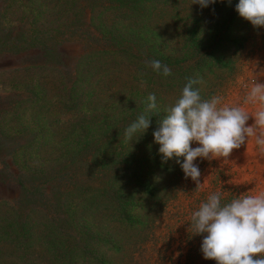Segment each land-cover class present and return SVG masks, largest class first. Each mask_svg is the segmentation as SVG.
<instances>
[{
	"label": "trees",
	"instance_id": "16d2710c",
	"mask_svg": "<svg viewBox=\"0 0 264 264\" xmlns=\"http://www.w3.org/2000/svg\"><path fill=\"white\" fill-rule=\"evenodd\" d=\"M42 1L5 0L0 4V50L58 55L55 48L63 44L58 37L68 27L35 32L43 25L38 24L40 7L50 6ZM75 1L58 0L49 12L56 6L71 11L70 37L79 40L83 50L72 74L62 71L58 91L51 94L42 86L40 74L32 81L26 78L16 110L0 116V264H75L76 248L71 247L78 243L71 246V241L77 236L81 244L88 209L104 213L115 206L111 211L120 208L122 215L130 216L132 141L125 140L124 131L144 113L150 90L132 100V89L130 95L113 92L106 80L110 70H119L124 62L131 71L133 67L142 74L140 79L147 87L152 84L147 75L156 76L157 82L164 76L148 67L146 60H160L172 73L177 70V58L165 54L158 31L151 36L137 31V39L132 36V25H127V16L108 24L103 22L104 14H95L94 8L110 2L109 9L121 5L149 20L163 0ZM20 19L31 25L19 28ZM139 20L143 22V18ZM132 40L144 46L139 55L132 54ZM20 108L24 117L12 128ZM56 249L61 250L64 261L51 255L50 250L55 254Z\"/></svg>",
	"mask_w": 264,
	"mask_h": 264
},
{
	"label": "rangeland",
	"instance_id": "374dc122",
	"mask_svg": "<svg viewBox=\"0 0 264 264\" xmlns=\"http://www.w3.org/2000/svg\"><path fill=\"white\" fill-rule=\"evenodd\" d=\"M4 1L0 0V4ZM56 1H42L44 5L50 3V6L40 7L41 21L38 24L43 25L35 32L48 27L59 26L62 30L68 27L58 37L63 41L59 50L55 48L58 55L46 57L38 50H0V116L8 115L10 109L16 110L17 100L24 93L26 78L32 81L40 74L42 86L50 94L56 93L61 83L60 73L71 71L72 74L76 59L83 53L80 41L70 37L71 11L56 6L49 14ZM189 3L190 0H163L149 20L121 5H117L115 10L109 9L110 2L105 5L100 2L94 7L95 14H104L103 22L108 24L127 16V25H132V36L137 39V31L143 36H151L152 31H158L165 54L176 57L178 66L176 72L163 77L161 82L154 79L156 76L147 75L152 79L150 87H142V74L133 67L131 71L125 62L119 65V70H110L106 80L110 90L130 95L132 89V100L143 90H150L147 95L155 93L160 113L153 114L147 131L132 140L130 216L122 215L120 208L111 211L115 206L104 213L88 209L82 221L86 232L81 244L77 236H73L71 241V246L78 243L71 247L72 250L76 248L75 264H216L214 260L203 258L200 251L203 236L192 234L191 213L214 192H220L222 203H227L239 196L254 195L264 190V156L258 154L252 139L234 149L227 159L197 158L195 163L201 171L199 186L191 178H184L175 158L162 162L159 145L153 141L152 132L157 121L164 115L165 107L179 95L187 78L199 76L203 80V84L195 86L201 89L203 98L219 95L224 103L230 104H242L253 78L264 83V27L255 28L239 16L235 10L238 0L230 3L217 0L203 8ZM128 5L131 6L132 2ZM9 16L15 18V15ZM139 18H143L142 23ZM29 22L20 19L17 26L25 29L31 25ZM143 48L138 40H132V54L139 55ZM29 70L31 74H28ZM70 80L72 75L67 80L69 85ZM61 81L64 83L66 79ZM101 95L102 99L105 98V94ZM245 107L254 110L251 105ZM16 112L12 128H16L19 118L24 117L21 108ZM247 123H253V119ZM196 146V142L191 144V147ZM180 160L182 162L183 158ZM54 251L55 254L50 250L55 260L64 261L59 256L61 250ZM41 252H44L43 247Z\"/></svg>",
	"mask_w": 264,
	"mask_h": 264
},
{
	"label": "clouds",
	"instance_id": "9594fccd",
	"mask_svg": "<svg viewBox=\"0 0 264 264\" xmlns=\"http://www.w3.org/2000/svg\"><path fill=\"white\" fill-rule=\"evenodd\" d=\"M216 2L190 0L189 4L203 8ZM235 10L253 27H264V0H238ZM145 64L164 77L172 75L169 66L160 60H146ZM144 83L141 81L142 87ZM200 84L203 80L199 76L187 78L152 132L162 162L175 158L184 178H191L196 186L201 184L197 158L227 159L249 139L264 156V83L253 78L242 104L224 103L219 95L205 99L201 89L195 87ZM157 107L156 95L150 93L144 113L126 127V141L138 139L147 131L150 117L160 113ZM250 118L253 123L248 124ZM193 142L198 146L191 147ZM190 224L193 235L203 236L200 251L204 259L216 264H264V190L227 203H222L220 192L211 193L191 213Z\"/></svg>",
	"mask_w": 264,
	"mask_h": 264
}]
</instances>
